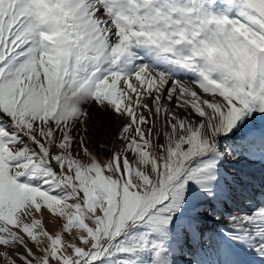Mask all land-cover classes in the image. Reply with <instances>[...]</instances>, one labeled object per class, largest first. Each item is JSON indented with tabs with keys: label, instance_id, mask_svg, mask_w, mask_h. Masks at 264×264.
<instances>
[{
	"label": "snow or ice",
	"instance_id": "snow-or-ice-1",
	"mask_svg": "<svg viewBox=\"0 0 264 264\" xmlns=\"http://www.w3.org/2000/svg\"><path fill=\"white\" fill-rule=\"evenodd\" d=\"M257 165L264 0H0V264H264Z\"/></svg>",
	"mask_w": 264,
	"mask_h": 264
},
{
	"label": "bare ground",
	"instance_id": "bare-ground-1",
	"mask_svg": "<svg viewBox=\"0 0 264 264\" xmlns=\"http://www.w3.org/2000/svg\"><path fill=\"white\" fill-rule=\"evenodd\" d=\"M242 167V164L238 166V168ZM264 173V166L263 165H257V171L255 173V175L257 176V178H259L261 176V174ZM253 264H259V261L254 260Z\"/></svg>",
	"mask_w": 264,
	"mask_h": 264
},
{
	"label": "rangeland",
	"instance_id": "rangeland-1",
	"mask_svg": "<svg viewBox=\"0 0 264 264\" xmlns=\"http://www.w3.org/2000/svg\"><path fill=\"white\" fill-rule=\"evenodd\" d=\"M113 127H115V126H113ZM109 139L111 140V132L109 133ZM239 165H241V163H238V164L236 165V167L238 168ZM263 166H264V165H263ZM228 171H229V172H232V171H233L232 167H229V168H228Z\"/></svg>",
	"mask_w": 264,
	"mask_h": 264
}]
</instances>
